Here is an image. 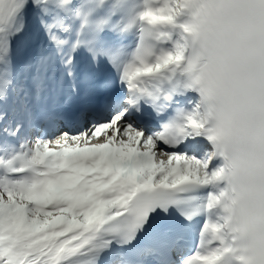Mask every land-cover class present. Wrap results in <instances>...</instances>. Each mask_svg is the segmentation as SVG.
<instances>
[{
    "label": "snow or ice",
    "instance_id": "obj_1",
    "mask_svg": "<svg viewBox=\"0 0 264 264\" xmlns=\"http://www.w3.org/2000/svg\"><path fill=\"white\" fill-rule=\"evenodd\" d=\"M0 264H264V0H0Z\"/></svg>",
    "mask_w": 264,
    "mask_h": 264
}]
</instances>
